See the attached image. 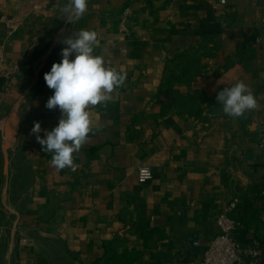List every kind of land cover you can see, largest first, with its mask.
Here are the masks:
<instances>
[{
    "label": "crops",
    "instance_id": "obj_1",
    "mask_svg": "<svg viewBox=\"0 0 264 264\" xmlns=\"http://www.w3.org/2000/svg\"><path fill=\"white\" fill-rule=\"evenodd\" d=\"M67 3L0 0V264H199L234 200L233 239L261 249L239 264H264V0H88L73 23ZM81 30L126 79L57 172L32 128L58 125L44 75ZM238 81L258 107L232 118Z\"/></svg>",
    "mask_w": 264,
    "mask_h": 264
},
{
    "label": "clouds",
    "instance_id": "obj_2",
    "mask_svg": "<svg viewBox=\"0 0 264 264\" xmlns=\"http://www.w3.org/2000/svg\"><path fill=\"white\" fill-rule=\"evenodd\" d=\"M88 8V0H68L60 9L71 23L83 17ZM62 60L53 63L51 70L44 75L49 89L54 90L45 107L60 110L58 125L45 131L44 138L39 133L41 124L35 122L32 133L46 153H52L51 166L59 172L71 168L75 171V155L87 143L92 130L89 105L106 104L112 100L116 88L126 79L123 70L107 66L102 56L94 54L99 46L95 31L81 30L75 38L62 40ZM75 56L74 59L70 57ZM223 112L232 118L243 117L246 112L258 107L253 90L243 81L225 87L216 96Z\"/></svg>",
    "mask_w": 264,
    "mask_h": 264
},
{
    "label": "built area",
    "instance_id": "obj_3",
    "mask_svg": "<svg viewBox=\"0 0 264 264\" xmlns=\"http://www.w3.org/2000/svg\"><path fill=\"white\" fill-rule=\"evenodd\" d=\"M225 4L226 0H220V5ZM260 148L264 150V137L260 142ZM137 178L140 184H146L153 180L154 175L149 167L140 166L137 170ZM238 202L239 200H234L225 211L219 214L217 218L219 234L211 240L199 264H239L243 257L257 260L260 256L261 249L257 243L255 246L244 248L233 239L232 234L238 224L230 219L229 214L236 208ZM193 246L197 247L199 243L195 242Z\"/></svg>",
    "mask_w": 264,
    "mask_h": 264
},
{
    "label": "trees",
    "instance_id": "obj_4",
    "mask_svg": "<svg viewBox=\"0 0 264 264\" xmlns=\"http://www.w3.org/2000/svg\"><path fill=\"white\" fill-rule=\"evenodd\" d=\"M185 77H186V76L184 75V78H185ZM170 80H171L172 82H175V81H181V78L171 77ZM171 81H169V84H172ZM164 94L167 95V96H170V95H171V89L169 88L166 92H164ZM203 103H204V101H203Z\"/></svg>",
    "mask_w": 264,
    "mask_h": 264
}]
</instances>
